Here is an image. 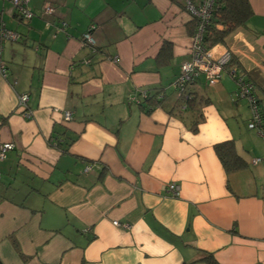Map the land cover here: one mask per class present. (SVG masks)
I'll return each instance as SVG.
<instances>
[{
    "label": "crops",
    "instance_id": "obj_1",
    "mask_svg": "<svg viewBox=\"0 0 264 264\" xmlns=\"http://www.w3.org/2000/svg\"><path fill=\"white\" fill-rule=\"evenodd\" d=\"M248 2L244 25L211 48L231 53L219 81L187 87L207 100L197 109L173 86L190 59L184 0H30L29 20L0 0V32L18 35L1 39L0 144L14 143L0 160L3 264H207L202 252L264 264V138L233 77L264 115V0ZM91 25L94 53L80 41ZM142 90L163 93L149 112ZM224 141L246 167L225 171Z\"/></svg>",
    "mask_w": 264,
    "mask_h": 264
},
{
    "label": "built area",
    "instance_id": "obj_2",
    "mask_svg": "<svg viewBox=\"0 0 264 264\" xmlns=\"http://www.w3.org/2000/svg\"><path fill=\"white\" fill-rule=\"evenodd\" d=\"M30 0H10L14 7V11L17 17L22 20H29L33 16V11L29 6ZM215 0H198L194 2L193 0H184V8L191 20L195 21L194 32L191 35V42L189 45L190 59L184 61L180 66L179 74L173 82L174 88L178 91L181 96H184L187 92V87L190 83L195 81L199 76H203L206 83L214 84L219 81L225 66L231 60V53L229 50H224L218 57H214L211 49L205 47L203 43V32L205 24L208 22L211 11L213 8ZM52 6L46 3L43 6L42 13L50 14L52 12ZM91 25L80 37V41L83 45L90 47L91 52H96V41L92 35ZM3 37H9L12 39H17L18 35L13 31L4 30L2 25V30L0 32V56H1V39ZM85 64L90 62V59L83 60ZM0 72L6 76V68L4 63L0 60ZM233 77L238 84L237 96L244 97L247 99L250 108V118L247 122V127L253 129L256 133L264 138V116H262L261 109L257 103V96L254 93L253 85L245 80L241 73L233 72ZM152 94L149 90H142L136 96V100L140 103L144 101L145 98ZM155 98L161 100L163 98L162 92H155ZM28 96L27 94L18 95V108L23 117H29L30 112L27 110ZM64 119H71V112L65 111L63 113ZM14 148L13 142H3L0 144V160L6 158L8 151ZM258 160L253 159V163ZM165 191L171 196H177L179 194V185L175 182H170L165 186ZM113 225L121 226L123 228H128L129 224L127 222H119L117 220L112 221Z\"/></svg>",
    "mask_w": 264,
    "mask_h": 264
},
{
    "label": "trees",
    "instance_id": "obj_3",
    "mask_svg": "<svg viewBox=\"0 0 264 264\" xmlns=\"http://www.w3.org/2000/svg\"><path fill=\"white\" fill-rule=\"evenodd\" d=\"M251 14L252 11L248 0H215L210 18L204 27L203 43L205 47L211 49L214 45L223 43L231 32L244 25ZM191 22V33L193 34L195 21L192 20ZM182 101L186 106L196 107L197 109L201 105L207 103L206 99L191 96L188 91L182 96ZM158 102L159 100L155 98V92H153L149 97L145 98L144 101L140 102L139 105L145 108L146 112H149ZM257 103L259 104L258 97ZM191 128L195 130L196 124ZM214 150L227 172L244 168L248 164L247 161L235 151L232 141L216 143L214 145ZM198 260L204 261L207 264H218L212 254L207 252H202ZM0 264H3L1 259Z\"/></svg>",
    "mask_w": 264,
    "mask_h": 264
}]
</instances>
